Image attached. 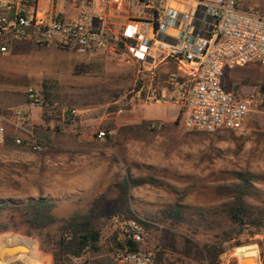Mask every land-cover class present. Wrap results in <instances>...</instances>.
I'll list each match as a JSON object with an SVG mask.
<instances>
[{
    "label": "rangeland",
    "instance_id": "obj_1",
    "mask_svg": "<svg viewBox=\"0 0 264 264\" xmlns=\"http://www.w3.org/2000/svg\"><path fill=\"white\" fill-rule=\"evenodd\" d=\"M239 3L245 12L264 13V0H239ZM124 10L113 13L112 24L120 22ZM95 12L99 14V10ZM169 71L164 67L153 79L124 54L80 57L73 52L40 49L25 43L0 54V116L22 111L29 129L45 145L41 153L30 145L18 146L13 139L15 133L8 130L5 143L0 145V204H24L40 198L52 202L75 196L78 199L76 193L86 184L87 171L105 165L103 182L112 177L114 184L129 176L151 183L150 187L133 191L141 202L158 206L180 202L196 209L224 207L231 198L220 196L218 189L234 184L235 174L249 172L263 181L254 185V196L247 198L246 204L264 209V64L254 63L227 73L228 91L235 95L255 91L252 113L242 130L213 134L185 130L177 106L154 105L148 100L153 87L160 88ZM140 83L146 89L143 98L137 92ZM31 89L40 96V106L30 105ZM165 96L174 97L175 92L169 89ZM47 98L54 102L55 109L45 107ZM72 111L76 115L66 118ZM144 123L168 128L158 135L144 132L140 138L145 141L119 133L124 127ZM101 132L106 134L103 139L98 137ZM113 186L97 198V214L105 224L104 251L117 245V238L114 240L117 229L113 228L116 209L108 201L115 192ZM75 202L74 207L81 212L91 207L83 204L86 203L83 199ZM60 211L55 212L59 220L78 213ZM24 219L22 212L0 213V242L19 238L36 244L42 264H54L61 223L34 230ZM214 225V230L202 231L196 241L214 244L215 234L222 236L221 242L227 239L225 236L232 241L222 247L224 254L213 252L211 264H241L240 249L253 247H259L263 264L264 233L254 238L239 234L237 227L220 218ZM170 232L150 231L147 241L161 251L167 250L164 254L167 264H207L201 261L198 247H186L180 236L184 231L176 237ZM91 258L84 257L80 264H93Z\"/></svg>",
    "mask_w": 264,
    "mask_h": 264
},
{
    "label": "built area",
    "instance_id": "obj_2",
    "mask_svg": "<svg viewBox=\"0 0 264 264\" xmlns=\"http://www.w3.org/2000/svg\"><path fill=\"white\" fill-rule=\"evenodd\" d=\"M123 8L120 21L124 24L119 27L111 19ZM14 43L80 57L124 54L153 79L167 67L170 71L163 84L175 96L161 98L152 90L148 97L152 104L177 106L187 131L237 132L252 113L255 91L236 96L228 91L225 79L233 70L264 64V13L243 11L239 0H0V54H7ZM28 97L32 107L41 105L34 90ZM8 130L15 133L16 145L44 151V142L29 129L22 111L0 116V145ZM125 232L134 242L144 241L135 221ZM119 262L155 264L156 255L125 253Z\"/></svg>",
    "mask_w": 264,
    "mask_h": 264
},
{
    "label": "trees",
    "instance_id": "obj_3",
    "mask_svg": "<svg viewBox=\"0 0 264 264\" xmlns=\"http://www.w3.org/2000/svg\"><path fill=\"white\" fill-rule=\"evenodd\" d=\"M22 43H14L12 47ZM167 80V77H164ZM226 86V83H225ZM168 86L162 84L160 88L153 87L159 96L163 98L168 90ZM138 95L142 98L146 95V89L140 83L137 88ZM238 96V95H236ZM118 98V97H117ZM45 107L55 109L54 102L48 98L45 101ZM66 114V118L71 117ZM168 126H159L157 123H144L140 126L124 127L119 130L123 137H131L136 141H145L140 138L144 132L150 135H158ZM233 132V131H230ZM13 142L12 140H10ZM9 142V139H8ZM263 180L260 176L252 173L235 174V183L218 189L217 193L222 197H230V202L222 208L201 209L194 208L182 203H176L159 209L152 219L141 221L139 216L133 210L130 203V192L140 187L151 185L145 179L126 178L122 183L117 184L119 191L117 214L115 218L121 229H118L122 236V251L126 253H140V246L143 243H137L129 239V234L125 228L131 221L138 223L140 228L146 230H170L173 235L178 233L185 234L186 244L189 247H198L200 249V258L202 262L211 264L213 252L224 254L222 247L232 241L231 237L221 242L222 236L215 234L212 239L214 244H202L196 241L204 230H214L218 218L224 219L231 225L239 229V234L246 233L249 237L254 238L264 233V209L254 208L246 204V199L254 196V185L261 183ZM98 202L87 211V213H77L70 218L59 220L54 211L56 204L49 199L29 200L24 204L4 203L0 204V213L6 211L22 212L24 214V223L34 230H45L51 226L61 223L59 229V240L57 243L58 252L54 259V264H71L75 260L83 259L86 256L100 254L102 251L101 242L103 240L104 226L97 215ZM114 218V219H115ZM158 225V226H157ZM160 226L162 228H160ZM117 235L114 240L116 241ZM155 264H165L164 254H158ZM264 264V256H263Z\"/></svg>",
    "mask_w": 264,
    "mask_h": 264
},
{
    "label": "crops",
    "instance_id": "obj_4",
    "mask_svg": "<svg viewBox=\"0 0 264 264\" xmlns=\"http://www.w3.org/2000/svg\"><path fill=\"white\" fill-rule=\"evenodd\" d=\"M123 24H124V22L120 21L118 24H116V26L120 27V25L122 26ZM1 55H4V54H1ZM167 118H169V116H167L164 119H159L157 121H162V120H165ZM149 121H152V120H149ZM105 172H106V166L105 165L101 166L98 170L91 168L89 171H87L86 184L83 186V189L80 191V193H76L75 192L76 195L78 196L77 197L78 199H76V196H75V198L71 199V200L67 199L66 201L54 202L56 204V209L54 211V214H55V212H58L60 210H61L60 212L63 213V214H71V213H74V212L87 213L89 208H91L93 206V204L98 202L97 198L99 196H103L104 195L103 190H105V189L111 187L112 185H114L113 187H114L115 192H114L113 196L110 197V199L108 201L111 202V204H113L115 206V209H116L115 216H116V214H117V206H118V197H119V191L117 189V184L122 183L129 176H125V178L123 180H121L118 183H114L113 184L112 177H110L109 179H106L103 182V180L105 178L104 177ZM99 177L101 178L100 180H99ZM145 187H150V185H147ZM145 187H140L138 189L145 188ZM138 189H134L133 191L138 190ZM133 191L130 192V198H131L130 199V203L132 204L133 210L139 216V219L141 221H146L148 219H152L153 216L156 214V212H154V211H157V210H159L161 208H164V207H167V206L171 205L170 204V205L158 206V205L152 204L151 202H147V201L146 202H141L137 197H135L133 195ZM75 193L73 195H75ZM82 199L86 201V203H83V204H86L88 206L91 205V207L86 208L84 212H81L77 207H74L77 204V202H75V200H77V201L81 200L82 201ZM172 205H174V204H172ZM184 205H186V204H184ZM96 210H97V208H96ZM68 218H70V217H68ZM99 218H100V216H99ZM113 224H114L113 228L117 229V245H115V247L114 246H109V247L106 248V251H104L105 248L103 246V240H102V242H101V246H102L101 253L97 254V255L90 256V257H92L91 261H92L93 264H103L104 262H105L104 264H116V263L120 264V262H119L120 258L122 257V255H124L126 253V251H122V247L121 246L123 244V239H122V236L118 232V229H121V226L119 224H117V223H113ZM160 228H162V227L160 226ZM141 230L143 231L144 241H143V243L140 246V253L153 252L156 255V259H157V255L160 254L161 252L163 254H166L167 250L166 251H161L160 250L161 248H157L155 245H153L151 243H149V244L147 243V241H149V234L148 233H150L151 230H146V229H143V228ZM177 235H175V237ZM180 236H182L183 239L185 240V237H186L185 234H180ZM185 243H186V240H185ZM186 247H188L189 249H193V247H189L187 244H186ZM108 256H110V257H108ZM166 257L167 256L164 255V258H166ZM83 260H84V258L80 259V260H75V261H73V264H80L81 263L80 261H83ZM166 260H165V264H167V262H168V261L166 262Z\"/></svg>",
    "mask_w": 264,
    "mask_h": 264
},
{
    "label": "bare ground",
    "instance_id": "obj_5",
    "mask_svg": "<svg viewBox=\"0 0 264 264\" xmlns=\"http://www.w3.org/2000/svg\"><path fill=\"white\" fill-rule=\"evenodd\" d=\"M6 239L8 240L5 241L3 239V241L0 242V252L3 250V248L7 246H11V247L20 246L22 248L18 249V251L22 253L19 255V257H14V259H11V260L7 259L6 261H0V264H8L12 262L13 260H20V261H23L25 264H42L37 254L36 244H32L31 242H25L24 240L19 239V238H16L14 240L10 238H6ZM14 241H16L17 244H14L13 243ZM258 248L253 247L249 249H240L242 251L241 256H240V263L241 264H261L260 250ZM23 258H25L26 260H24Z\"/></svg>",
    "mask_w": 264,
    "mask_h": 264
},
{
    "label": "water",
    "instance_id": "obj_6",
    "mask_svg": "<svg viewBox=\"0 0 264 264\" xmlns=\"http://www.w3.org/2000/svg\"><path fill=\"white\" fill-rule=\"evenodd\" d=\"M166 0H163V2H165ZM164 4L162 5V8L164 9ZM22 247L17 246V247H11V246H7L5 248H3V250L0 252V261H6L14 259V257H17L18 255H20L21 253L18 252V249H21Z\"/></svg>",
    "mask_w": 264,
    "mask_h": 264
}]
</instances>
